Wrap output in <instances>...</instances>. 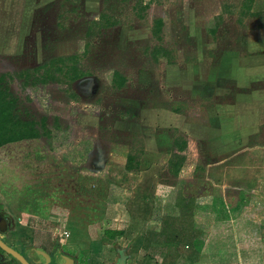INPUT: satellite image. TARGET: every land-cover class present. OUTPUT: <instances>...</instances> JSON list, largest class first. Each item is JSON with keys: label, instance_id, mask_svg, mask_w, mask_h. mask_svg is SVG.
<instances>
[{"label": "rangeland", "instance_id": "rangeland-1", "mask_svg": "<svg viewBox=\"0 0 264 264\" xmlns=\"http://www.w3.org/2000/svg\"><path fill=\"white\" fill-rule=\"evenodd\" d=\"M245 1L220 0L231 13L221 20L224 33L215 38L223 37L225 42L234 33L238 36L236 21ZM216 8V0H0V77L17 100L15 114L22 121L48 117L53 129L51 138L0 149V214L9 224L0 236L32 264L45 262L39 263L29 252L50 247L54 254L62 249L59 237L55 238L61 223L54 222L52 216L61 218L68 209L73 212L72 221L76 214L79 219L94 206L93 199H104L111 192L91 189L96 181L85 178V165L91 164L92 170L107 165L118 173L109 183L112 179L122 181L131 191L142 183L146 189L153 174L144 171L131 176L124 167L130 154L135 164L142 163L141 168L157 159L148 151L145 137L154 129L147 122L158 121L162 112L177 110L181 103L185 105L183 113L188 110L189 123H195L198 115L209 114L212 53H218L212 46ZM157 20L164 21L158 34ZM159 45L171 52L169 60L174 64L166 59L156 61L166 58V53L156 54ZM73 56L80 60L83 79L26 87L23 75L41 76L45 71L35 73V69L59 57ZM115 72L128 79L123 89L114 86ZM224 95L220 94L219 100L223 101ZM56 120L59 127L54 126ZM178 134L171 130L161 140L156 138L157 150L177 151L173 147ZM192 143L198 149L194 153H201L196 156L195 173L191 165L183 178L188 181H193V175L196 180L207 177L208 164L218 155L206 153V141L194 139ZM187 147L182 156L193 161L194 153ZM234 166L240 167L236 161ZM162 167L161 162L158 168ZM234 172L228 175L232 183L253 177L252 172L243 175L239 168ZM155 180L173 181L165 172ZM246 197L256 198L252 191ZM63 256L65 264H81L87 257L84 252L78 260L64 251Z\"/></svg>", "mask_w": 264, "mask_h": 264}, {"label": "crops", "instance_id": "crops-1", "mask_svg": "<svg viewBox=\"0 0 264 264\" xmlns=\"http://www.w3.org/2000/svg\"><path fill=\"white\" fill-rule=\"evenodd\" d=\"M216 1L212 46L218 53H212L214 82L209 114L198 115L195 123H189L188 110L183 113L185 105L181 103L179 110H166L158 121L147 122L154 129L145 137L148 151L157 159L146 162L145 165L151 163L147 168H141L142 163L135 164V170L124 167L131 176L152 173L146 189L142 183L133 191L122 181L112 179L109 183L118 175L114 168L106 165L92 170L87 164L85 178L96 181L91 189L111 192L99 199L101 203L93 199L94 206L79 219L76 214L72 221L73 212L68 209H64V216L58 213L61 218L52 216L54 222L61 223L60 228L72 235L70 240L59 243L63 251L76 255L78 260L86 252L81 264H119L122 257L126 264H264V0H255L250 14L242 11V0L236 21L238 36L234 33L225 42L223 37H215L224 33L221 20L231 12L220 0ZM160 45L159 49H163ZM165 52L166 58L161 56L158 63L166 59L174 64L169 60L171 52ZM222 93L223 101L219 100ZM171 130L179 131L173 147L177 151L159 152L156 138L161 140ZM192 137L208 143L206 153L218 155L212 156L216 160L208 164L207 177L196 180L193 175V181H188L183 178L191 165L195 173L201 153H194L198 149ZM187 146L194 153L193 161L185 158L176 176L172 163L184 159ZM158 160L162 162L161 170ZM235 161L240 167L234 166ZM237 168L243 175L252 172L253 177L232 183L228 175ZM161 172L169 174L173 181H156ZM250 191L256 196L253 200L246 197ZM32 218L37 221L36 216ZM120 232L123 235H118Z\"/></svg>", "mask_w": 264, "mask_h": 264}, {"label": "trees", "instance_id": "trees-1", "mask_svg": "<svg viewBox=\"0 0 264 264\" xmlns=\"http://www.w3.org/2000/svg\"><path fill=\"white\" fill-rule=\"evenodd\" d=\"M254 2L255 0L245 1L243 10L244 12H246V14H250ZM163 27L164 21L157 20L155 26L156 34L160 33ZM159 40H161V38H159ZM155 52L156 54H167V52H165L162 48L157 49ZM158 60L159 59L156 58V61ZM79 61L80 60L77 56L68 58L59 57L50 62L44 68L40 67L35 69V73L45 71L43 75L38 77H33L31 76V74L23 75V78H26V87L30 85H48L51 83L62 84L64 80L72 83L83 79L84 73L79 69ZM32 77L34 78V80L32 83H30ZM4 82L5 78L0 77V149L9 144H14L22 141L37 140L44 137L51 138L53 136V129L49 127L48 117H44L43 119H41V121H22L16 116L15 111L17 109V100L12 96L9 89L4 86ZM113 83L114 86L123 89L127 84V79L123 77L119 72H115ZM54 126L59 127L58 120H56ZM185 161L186 159H180L177 164L172 163L176 167V171L174 172L176 176H179L181 167L183 166ZM127 169H136L135 157L133 155H130L128 157ZM118 235H123V233L120 232L118 233ZM74 257L77 256L74 255Z\"/></svg>", "mask_w": 264, "mask_h": 264}, {"label": "flooded vegetation", "instance_id": "flooded-vegetation-1", "mask_svg": "<svg viewBox=\"0 0 264 264\" xmlns=\"http://www.w3.org/2000/svg\"><path fill=\"white\" fill-rule=\"evenodd\" d=\"M8 229H9L8 221L0 214V233L1 234L5 233ZM0 238L3 240L5 244L13 248V246L8 241H6L4 237L2 238L0 236ZM29 253H31L32 256H37L39 258V263L45 262V264H65L66 262L65 259L64 260L61 259V257L63 256V249L57 250L56 253L54 254L52 253V248L50 247H47L46 250L44 251L34 250L33 254L32 252ZM31 255L28 256L32 257ZM48 256L50 257L49 261L47 259ZM0 264H16V260L11 255H9L7 252H5L0 248Z\"/></svg>", "mask_w": 264, "mask_h": 264}, {"label": "water", "instance_id": "water-1", "mask_svg": "<svg viewBox=\"0 0 264 264\" xmlns=\"http://www.w3.org/2000/svg\"><path fill=\"white\" fill-rule=\"evenodd\" d=\"M4 231V229H3ZM0 248L7 252L9 255H11L19 264H32L26 256L22 255L15 249L11 248L7 244L3 242V240L0 238ZM45 254V253H44ZM48 261L50 260V257L48 256ZM61 259L64 260V256L61 257ZM119 264H126V258L122 257L121 261Z\"/></svg>", "mask_w": 264, "mask_h": 264}, {"label": "built area", "instance_id": "built-area-1", "mask_svg": "<svg viewBox=\"0 0 264 264\" xmlns=\"http://www.w3.org/2000/svg\"><path fill=\"white\" fill-rule=\"evenodd\" d=\"M57 235L59 237L60 242H66L72 238L71 233L68 230L62 228L57 231Z\"/></svg>", "mask_w": 264, "mask_h": 264}]
</instances>
